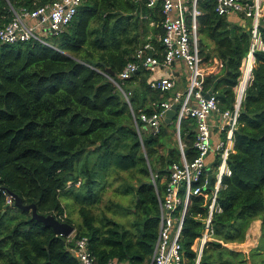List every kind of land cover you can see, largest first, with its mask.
I'll return each mask as SVG.
<instances>
[{
    "label": "trees",
    "instance_id": "trees-1",
    "mask_svg": "<svg viewBox=\"0 0 264 264\" xmlns=\"http://www.w3.org/2000/svg\"><path fill=\"white\" fill-rule=\"evenodd\" d=\"M53 1L0 0V26L13 19L11 8L33 10ZM147 1L83 0L71 24L50 38L55 47L36 40L0 41V264H80L73 248L82 236L89 238L98 264L151 263L159 196L168 167L181 160V153L164 142L174 133L170 122L164 120L154 134L139 119L152 115L168 96L151 86L152 68L120 76L146 44L152 46L148 54L164 59L161 38L151 35L164 34L163 7H149ZM198 9L203 61L217 58L225 66L206 77L204 90H213L222 110L230 109L251 46L252 20L220 14L216 0H199ZM259 30L264 43V17ZM255 58L229 155L231 174L223 178L218 195L222 211L213 216L214 239L198 260L193 245L204 231L208 204L203 196H193L181 239L185 264H264L262 243L249 253L225 245L244 243L256 220L264 229V48L255 51ZM196 127L192 118L180 125L189 161L197 156ZM219 160L211 164L213 171ZM9 191L25 204L35 203L40 213L71 224L64 202H72L81 218L75 237L57 235L31 211L14 206ZM111 195L126 196L130 204ZM120 210L132 217L120 221Z\"/></svg>",
    "mask_w": 264,
    "mask_h": 264
},
{
    "label": "built area",
    "instance_id": "built-area-1",
    "mask_svg": "<svg viewBox=\"0 0 264 264\" xmlns=\"http://www.w3.org/2000/svg\"><path fill=\"white\" fill-rule=\"evenodd\" d=\"M142 1V0H137ZM217 11L220 14H243L252 20V40L249 53L243 59L242 74L235 86L236 98L233 107L222 110L220 100L213 92L209 98L205 97L204 84L206 73L203 58L198 45V17L202 12L198 9L199 0H148L149 7H156L161 3L165 20L163 23L164 34L161 37L165 52L164 59L160 60L153 54H148L152 48L146 44L136 53V59L130 61L121 72L123 79L130 78L141 66L170 65L175 60H183L190 69V83L184 91H176L174 96L156 104V111L149 115L143 113L139 118L154 134L161 129V124L166 118V111L178 104L177 120L179 124L183 119L192 118L196 121V137L194 147L197 156L189 161L186 158L184 146L181 144V160L172 163L169 167V178L163 197L159 196L160 220L159 233L155 244L154 253L150 264H185L186 257L181 242L184 219L191 204L193 196H203L208 204V214L205 218V228L202 235L196 239L193 248L198 252L200 260L202 251L207 242L214 239L213 216L222 211L218 202V195L223 185V178L231 174L229 155L234 143V134L239 125L243 100L246 88L252 79L255 65V51L264 48L259 26L264 17V0H216ZM83 0H54L50 4L39 6L36 9L17 11L13 19L0 26V41L5 44H17L36 40L51 47V41L40 35H60L74 20ZM174 12L176 14H174ZM224 63L218 61L219 74L224 70ZM245 81L244 87L241 85ZM151 86L164 93L172 91L176 80L172 78H155ZM242 90V93H241ZM218 112L221 118L220 128L226 134L217 146V155L220 157L212 187L208 191L209 169H212L208 156L213 151V129L210 116ZM138 118L136 121L138 123ZM141 132V129L139 128ZM9 203L12 200L9 199ZM75 235L69 236L73 239ZM73 252L80 264H98L90 247L87 236L75 239ZM108 264H124L117 260H110Z\"/></svg>",
    "mask_w": 264,
    "mask_h": 264
},
{
    "label": "crops",
    "instance_id": "crops-1",
    "mask_svg": "<svg viewBox=\"0 0 264 264\" xmlns=\"http://www.w3.org/2000/svg\"><path fill=\"white\" fill-rule=\"evenodd\" d=\"M174 14H176V13L174 12ZM234 16L239 22L243 23V25H247L246 19L241 18V16H239L237 14ZM151 35L154 37H157L158 39H160L162 37L161 32L152 31ZM218 61L219 60L217 58L212 60L210 63L203 61V66H204L203 68L205 70L206 77L210 74H219ZM151 68H152V73L150 76L151 80H153L155 78H162V77L163 78L164 77L172 78V79L176 80L175 88L172 91L168 92V96L166 99L172 98L176 91L184 92L188 88L189 83H190V69L188 68L187 64L183 60H175L170 65L153 66ZM241 85L244 87L245 83H241ZM241 93H242V90H241ZM167 123H169V122H167ZM210 123H211L212 129H213V135H212L213 151L208 156V162L211 166V164H213L216 161L217 156H218L217 155L218 144H220L225 139L223 137V132L220 128L221 118H220V115L218 112H215L210 116ZM170 124H171L170 130L174 133L171 135V137L167 138V143H169V147H167V148H168V150L179 148L180 153H181V144H183V146H184V151L186 148V142L184 140H182V138H181V135L183 132V131L180 132L181 123L179 124L178 120L174 121V119H172L170 121ZM147 129H149V128H147ZM174 129H177V130L174 131ZM231 146L233 148L234 143L231 144ZM185 154H186V152H185ZM164 180H165V178H164ZM260 222H261V220H256L255 222L252 223L250 230L247 233V239L244 243H228L225 245L232 250L244 252V253H249L248 247H251L250 245L256 246L254 244V241L257 240V235H258V233L256 231H252V229L254 227L256 228V226H259Z\"/></svg>",
    "mask_w": 264,
    "mask_h": 264
},
{
    "label": "water",
    "instance_id": "water-1",
    "mask_svg": "<svg viewBox=\"0 0 264 264\" xmlns=\"http://www.w3.org/2000/svg\"><path fill=\"white\" fill-rule=\"evenodd\" d=\"M109 74H112L111 70H109ZM224 78H226V74L223 75L221 79H224ZM212 93H213V90H210L208 92H205L204 95L205 97L209 98ZM178 108H179V105L175 104L172 106L171 109H168L166 111V118H165L166 122H170L172 119L177 117ZM180 132H182V130H180ZM164 142L167 143V137L165 138ZM213 179H214V171L213 169H209L208 171V181L209 182L207 184L208 188L212 187ZM9 194L15 200L14 206H17L26 211H31L34 219L43 222L47 226L53 227L54 232L57 235L69 237L76 231V227L73 224L66 222V221H62L53 214L45 215V214L40 213L35 203L25 204L23 201V198L19 196L17 193L13 191H9Z\"/></svg>",
    "mask_w": 264,
    "mask_h": 264
},
{
    "label": "rangeland",
    "instance_id": "rangeland-1",
    "mask_svg": "<svg viewBox=\"0 0 264 264\" xmlns=\"http://www.w3.org/2000/svg\"><path fill=\"white\" fill-rule=\"evenodd\" d=\"M40 35L43 36L45 39L51 41L50 40L51 37L49 38L47 35H43L41 33H40ZM163 152L165 153V151H163ZM111 196H113V195H111ZM113 199L115 202L121 203L125 206H128L130 204L128 197L123 196V195L113 196ZM105 203H106V201L103 204H105ZM64 205H65V209H66V213H65L64 217H66L67 215L70 216L74 221L73 225L76 227L78 225V223H80V221H81L77 207L70 201H65ZM120 211L123 213H117L116 212V218L119 219L120 221L126 222V221H128V218L132 217V214L129 212V210L128 211L120 210ZM113 212H114V210H113ZM127 216H129V217H127ZM256 228H257V230L255 229V227L252 229V231H256L258 233L257 240L254 241V244L256 246L250 245L251 247H248L249 252L256 247H259V245L261 243L263 244L262 247L264 246V237H263L264 229H263L262 221L259 223V226H256ZM249 230H250V228H249ZM75 234H76V231L73 233V235H75ZM255 253L259 254V252L257 250L255 251Z\"/></svg>",
    "mask_w": 264,
    "mask_h": 264
},
{
    "label": "bare ground",
    "instance_id": "bare-ground-1",
    "mask_svg": "<svg viewBox=\"0 0 264 264\" xmlns=\"http://www.w3.org/2000/svg\"><path fill=\"white\" fill-rule=\"evenodd\" d=\"M242 83H245V81L244 80H242ZM249 244V243H248Z\"/></svg>",
    "mask_w": 264,
    "mask_h": 264
}]
</instances>
